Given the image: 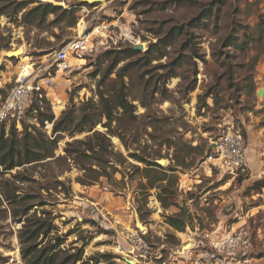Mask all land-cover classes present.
<instances>
[{
    "label": "rangeland",
    "instance_id": "374dc122",
    "mask_svg": "<svg viewBox=\"0 0 264 264\" xmlns=\"http://www.w3.org/2000/svg\"><path fill=\"white\" fill-rule=\"evenodd\" d=\"M16 1L22 0L6 2ZM25 1L24 11L41 3L75 9L77 22L70 26V17L57 21L58 16L50 14L37 27L25 23L23 12L15 14L13 7L0 17V106L25 62L34 66L36 74L55 77L53 86L33 96L15 129L13 121L0 124V134L4 131L6 138L13 133L17 138L24 133L36 135L35 128L56 138L59 133H54V122L42 126L40 120L51 115L57 120L72 113L76 124L84 111L99 106L100 94H112L110 84L117 81L116 71L127 61L143 67L124 77L127 94L131 91L128 99L138 97L132 101L138 116L134 125L114 121L111 126L116 135L103 123L90 132H62L52 157L14 169L0 166V264H27L33 254L42 257L58 250H62L61 260L71 254L80 256L76 264H125L117 249L116 229L138 222L145 225L150 242L159 249L155 252H162L167 263L179 250L187 252L197 243L202 253L216 256L224 264H261L264 94L259 96L258 91L264 88V33L261 40L243 43V48L229 44L234 36L240 42L249 40L247 35L264 23V0ZM82 20L111 25L113 40L73 60L69 71L57 72L51 67L52 55L78 36ZM130 46H142L141 52L150 49L152 55L165 50L168 55L149 65L145 57L136 55L107 75ZM20 47L25 49L22 56L7 55ZM171 70L177 76L168 77ZM142 72H146L144 80H135ZM139 82L147 88L146 107ZM116 87L120 89V84ZM154 90V97L148 98ZM61 102L62 109L58 108ZM228 128L245 134L249 160L248 175L231 187L225 186L226 179L206 155L211 140ZM96 130L109 140L100 138L109 167L99 178L91 169L99 171L96 161L83 156L80 165L76 160L87 142L96 144ZM170 140L182 143L170 146ZM148 154L149 161L175 168L155 188L149 186L143 171L149 166L134 157ZM162 160L166 163H160ZM94 177L97 180H91ZM165 186L172 196L173 205L168 208L158 198ZM182 210L188 218L185 231L180 232L167 218ZM44 222L51 232L38 234L37 226ZM189 243L191 247H187ZM25 248L31 251L28 259L23 258Z\"/></svg>",
    "mask_w": 264,
    "mask_h": 264
},
{
    "label": "trees",
    "instance_id": "16d2710c",
    "mask_svg": "<svg viewBox=\"0 0 264 264\" xmlns=\"http://www.w3.org/2000/svg\"><path fill=\"white\" fill-rule=\"evenodd\" d=\"M7 0H0V17L5 14H9L8 9H11L15 14L22 13L23 15V21L29 25L33 26H40L46 21V17L50 14H55L58 16L57 21H63L66 17H70L69 23L70 26H75L77 22V11L75 9H63L61 6L53 5L51 3H41L38 6L32 8L29 11H24L27 7V1H16L14 4H11L10 2H6ZM87 5L90 6V4L87 3ZM264 33V23L260 22L258 24L257 31L253 32L251 35H247V39L249 40H242L243 42H240L238 36H234L233 40L230 41L229 46H232L234 48H243V43H248V41H254V38H258L259 40L262 39V35ZM251 39V40H250ZM230 40V39H229ZM170 45V43H168ZM168 44L165 45V47L168 46ZM164 47V48H165ZM162 52L158 53L157 55H152V51L149 49L146 52H141L138 49H134L132 46L126 48L122 53H124L123 56L117 57L113 65L111 66L109 72L107 75H112L114 73L115 68L118 66V64L122 61L129 60L131 57L134 56H142L145 57L147 60L146 65H149L152 61L162 59L163 57L167 56V52L165 50H161ZM107 54H111V51H107ZM142 65H140L138 62L133 61H127L122 67H120L116 71L117 75V81L110 84L112 87V94L106 97L103 93L100 94L101 96V102L99 106H94L92 110L89 112L84 111L82 117L80 120L75 124V118L72 113H66L61 118L54 120V116L51 115L49 118H45L40 120V124L43 126L45 125L46 121L54 122V133L57 134V137L54 139H51L47 137L44 132L40 129H36V135H33L31 133H24L21 138H17L16 133H13L12 136H9L8 138L5 137L4 131L0 134V166L5 167L8 169H14L19 166H23L26 164H32L34 162H39L42 160H45L49 157L53 156V150L58 143V137L61 135L62 132H90L93 131V129L97 126L99 123H103V126L108 128L109 133L116 135L114 133V130L112 128V123L114 121L118 122H126L129 125H134L136 123V120L138 119V116L135 114V106L132 103V101H135L138 99L130 100L128 99V96L126 91V85L124 84V77L132 70L134 69H142ZM2 68H0L1 70ZM146 72H142L140 77H136L135 80L139 78V81L144 80ZM177 76L176 72H173V70L170 71L168 74V77H175ZM134 77V76H133ZM120 84V89H117L116 84ZM139 85L142 87V94L141 98L143 100V106L146 107V103L144 102V92H147V88L142 85V83L139 82ZM131 86H133L132 90H134V79H131ZM154 91L149 92V95L147 97L153 98L154 97ZM209 96V95H208ZM7 98V97H6ZM5 98V100H6ZM4 100V101H5ZM3 101V102H4ZM2 102V103H3ZM106 118L107 121L103 122V119ZM14 128L15 129V122ZM4 124V123H0ZM85 125V126H84ZM95 140L97 141L96 144H86L88 146L85 149V152L80 150L77 152L76 160L80 164L82 162L81 158L83 156L87 157L88 160H94L96 161V166L99 168V171L95 170L94 168H91L93 171L98 173V177L104 176L106 174L107 168L109 166H106L109 162L106 161L104 158L105 156V145L101 141L100 138H105L103 133L100 131H95L93 133ZM152 135V134H150ZM245 136V134H244ZM246 138V136H245ZM107 140V139H106ZM109 141V140H107ZM170 146L175 144L179 145L182 143L180 142H174L173 140H170ZM184 148L186 149H193V146H190L189 144H184ZM98 147V148H97ZM184 149L181 148L179 151V155L181 152H183ZM82 151V152H81ZM212 151L211 148H208L207 153H210ZM149 156L143 157L135 155L134 157L142 162L148 165L149 167L144 168L143 171L146 175V177L149 179V186L151 188H155L156 184L159 182H164L167 180L168 172L174 171L175 168H172L171 166L168 168L161 167L160 164H157L156 162H151L148 160ZM188 155V153H186ZM186 155L183 156L181 164L184 163ZM207 155V154H206ZM178 157V156H177ZM179 163V165H180ZM81 165V164H80ZM178 165V164H177ZM83 169L87 170L86 166L83 164ZM92 178L91 180H97ZM162 193L165 194H171L170 188L167 186L162 188L161 193L158 195L159 201L162 203L163 207L168 208L169 206L173 205L171 200L169 198H172V196L167 195L166 197L163 196ZM187 211H181L176 216H170L167 218V223L175 228L176 230L183 232L185 231V228L187 226ZM38 234L44 233L47 234L51 232V228L44 222V224H39L37 226ZM35 249V248H34ZM54 251V250H52ZM62 250L50 252L47 255H42V257L36 256V254H33L34 256L27 260V264H76L81 257L76 256L74 254H71L66 259L61 260L60 254ZM23 258L28 259V257L31 255V251L27 250L26 248L22 250Z\"/></svg>",
    "mask_w": 264,
    "mask_h": 264
},
{
    "label": "built area",
    "instance_id": "2783aa9c",
    "mask_svg": "<svg viewBox=\"0 0 264 264\" xmlns=\"http://www.w3.org/2000/svg\"><path fill=\"white\" fill-rule=\"evenodd\" d=\"M83 23L80 29V24ZM79 24L78 36L61 49L54 52L51 61L57 72H67L72 66L73 60H79L84 54L96 49V45L107 46L111 25L105 22L93 24L82 20ZM102 39V40H101ZM101 40V41H100ZM24 70V68H23ZM55 77L51 74H36L33 66L32 72L22 73L17 77L16 83L6 100L0 106V123L13 121L20 122L26 115L29 102L34 95H41L43 90L53 86ZM246 138L239 130L228 128L214 140H211L212 151L207 154V160L213 161L214 166L226 179L225 186L231 187L241 176L248 175L249 160L246 147ZM117 249L123 256L124 263L130 264L134 259L135 264H224L216 256L200 251L201 246L195 244L188 252L176 253L178 256L167 263L159 249H155L148 238V232L140 230L137 226L116 229ZM190 235L187 234V237ZM195 239V237H194ZM230 264V263H228Z\"/></svg>",
    "mask_w": 264,
    "mask_h": 264
},
{
    "label": "bare ground",
    "instance_id": "6f19581e",
    "mask_svg": "<svg viewBox=\"0 0 264 264\" xmlns=\"http://www.w3.org/2000/svg\"><path fill=\"white\" fill-rule=\"evenodd\" d=\"M80 29L82 28V26H83V23H81L80 24ZM24 47V46H23ZM23 47H20V48H18V49H16V50H14V51H11V52H13V53H11V52H9V53H7V55L8 56H12V55H15V56H22L23 54H24V48ZM23 68H24V70L22 69V71L19 73V75L18 76H21V74L22 73H25V72H32V70H33V66L30 64V63H26L25 62V64H24V66H23ZM59 106H58V108H63V105H62V102H61V104H58ZM58 111V110H57ZM162 162V164H165L166 163V161L165 160H162L161 161ZM138 227L142 230V231H146V227H145V225L143 224V223H141V222H138ZM191 243H189L188 244V246L187 247H191ZM186 247V248H187ZM190 250V249H189ZM188 252V251H187ZM131 262H132V264H135V260H131Z\"/></svg>",
    "mask_w": 264,
    "mask_h": 264
},
{
    "label": "water",
    "instance_id": "95a60500",
    "mask_svg": "<svg viewBox=\"0 0 264 264\" xmlns=\"http://www.w3.org/2000/svg\"><path fill=\"white\" fill-rule=\"evenodd\" d=\"M86 1H88V0H86ZM89 2V1H88ZM135 49H142V46H140V47H138V46H136V47H134ZM11 53H13V52H11ZM10 57H15V55H10ZM263 94H264V88L263 89H260L259 91H258V95L259 96H263ZM160 163H162V162H160Z\"/></svg>",
    "mask_w": 264,
    "mask_h": 264
},
{
    "label": "crops",
    "instance_id": "0c3cea01",
    "mask_svg": "<svg viewBox=\"0 0 264 264\" xmlns=\"http://www.w3.org/2000/svg\"><path fill=\"white\" fill-rule=\"evenodd\" d=\"M251 264H255V263H253V262H250ZM256 264H257V262H256ZM261 264H264V260H263V262L261 263Z\"/></svg>",
    "mask_w": 264,
    "mask_h": 264
}]
</instances>
